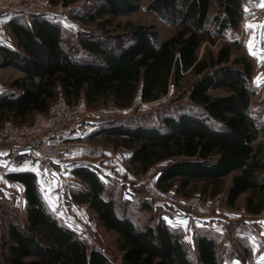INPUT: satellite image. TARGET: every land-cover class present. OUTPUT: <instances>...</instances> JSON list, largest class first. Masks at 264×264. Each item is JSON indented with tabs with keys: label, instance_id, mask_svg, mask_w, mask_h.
I'll list each match as a JSON object with an SVG mask.
<instances>
[{
	"label": "trees",
	"instance_id": "trees-1",
	"mask_svg": "<svg viewBox=\"0 0 264 264\" xmlns=\"http://www.w3.org/2000/svg\"><path fill=\"white\" fill-rule=\"evenodd\" d=\"M141 1L100 0L89 18L111 25L139 11ZM245 3L151 0L147 10L177 28L164 41L155 26L127 23L125 32L111 39L87 33L73 43L64 38L61 25L46 16H13L9 28L15 45L0 44V70L15 69L23 76L0 94V125L5 120L28 124L61 97L69 103L84 100L88 107L108 102L118 109L131 108L137 97L153 103L171 86L181 88L187 74L193 75L186 91L190 107L163 114L155 124H127L118 118L102 121L90 138L102 137L127 149L133 173L146 174L165 163L153 174L161 192L175 191L186 198L223 194L225 203L235 207L238 198L251 191L247 208L260 213L264 152L258 144L261 129L251 113L253 61L233 56L243 45L239 40L199 56L205 43L214 46L240 28ZM220 89L227 94H212ZM73 174L80 182L72 200L88 205L99 224L117 235L123 264H194L180 235L158 212L163 204L156 205L154 196L120 200L117 209L115 193H107L97 167L80 164ZM231 175L226 188L225 179ZM8 177L24 186L27 217L22 223L9 221L2 231L0 264H114L101 250H89L76 231L53 214L34 172H11ZM131 201L150 212L144 222L133 220ZM197 249L200 264H222L214 239L199 238Z\"/></svg>",
	"mask_w": 264,
	"mask_h": 264
},
{
	"label": "rangeland",
	"instance_id": "rangeland-1",
	"mask_svg": "<svg viewBox=\"0 0 264 264\" xmlns=\"http://www.w3.org/2000/svg\"><path fill=\"white\" fill-rule=\"evenodd\" d=\"M49 1L52 8L48 14V18L60 24L63 28L64 38L73 43L79 41L81 34L87 33L111 39L112 37L123 34L127 23L155 26L161 34L162 41L172 37L177 31V28L168 25L157 15L147 10V6L151 0H142L141 9L139 11L130 15L121 16L113 21L111 25H104L103 19H98L93 22L89 18L91 13L95 11L100 0ZM255 1L256 0H246L245 15L242 19L240 28L236 32L227 33L224 38L220 39L214 46L210 43H205L199 51V56H202L207 50L216 53L219 47L226 42L239 40L243 43L240 49L233 52V56H247L254 64L251 86L255 95L252 100L251 113L257 120L261 129L258 144L262 147L264 152V47L259 48L261 51L258 53L254 52V54L250 52L249 48L251 44L252 49L256 50V40H258L260 45L264 42V35H262L264 29L255 27L257 24L252 20V12L256 4ZM22 17L29 19L30 16L23 15ZM248 25L254 27H246ZM6 33H9L7 28ZM6 38L8 41L9 36ZM1 41L3 40L1 39ZM19 77H21V72L15 69L0 71V89L4 90L14 79ZM194 79L195 77L193 75L187 74L181 84V88L171 86L166 96L153 103H142L139 97H137L134 105L128 109H118L112 103L108 102L107 104L88 108L89 115L84 121V126L80 133L81 137L78 140L80 145L86 144L95 146L94 150L96 152L98 151L99 157L102 160L99 162L95 161L96 163L94 162L95 164L93 165H97L95 167L99 170L101 178L107 183V193L112 190L118 200L126 201L132 200L134 196L137 198L150 196V185L153 180V175L151 177L150 174L145 176L135 173L137 175V180L140 181V183L136 185H131L119 172L117 175L115 169L113 170L114 173L110 172L109 175V163H113V165L119 167L115 155L125 148L115 147L113 145L114 151L111 154L109 148L112 144L102 137L90 138L91 133L98 128L97 126L102 121L118 118L123 119L127 124H155L158 123L160 116L163 114H174L182 109L190 107L186 91ZM212 94L221 96L227 94V92L220 89L213 91ZM35 115L29 119L27 123L33 122ZM0 154H2L0 155L1 237L2 233L7 230L9 221L25 222L27 217V201L25 198L24 186L19 182L10 180L8 177L11 171L7 169L5 158L3 157L4 151L1 149ZM77 165L78 164L74 162L57 165L55 168L56 176L44 177L45 179L37 177L41 193L49 204L53 214L64 225L76 231L78 237L86 244L89 250L99 249L110 257L114 264H123L122 254L117 249V235L114 232L107 231L99 224L95 213L88 208V205H80L72 200L71 194L78 190V182H80L73 174V169L76 168ZM220 196L222 197V195ZM159 202L163 204V207L158 212L163 213V217L166 216L167 219H170L171 216L175 215L177 210L165 203L162 194L159 195ZM181 214L183 217L195 215L189 212Z\"/></svg>",
	"mask_w": 264,
	"mask_h": 264
},
{
	"label": "built area",
	"instance_id": "built-area-1",
	"mask_svg": "<svg viewBox=\"0 0 264 264\" xmlns=\"http://www.w3.org/2000/svg\"><path fill=\"white\" fill-rule=\"evenodd\" d=\"M51 8L49 0H0V21L16 15L48 17ZM252 20L257 25L264 24V7L258 5L254 8ZM88 108L80 101L69 103L61 97L47 113H37L31 123L16 124L5 120L0 125V149L4 151L7 169L11 172L32 171L37 177L56 176V166L80 145L78 139L89 115ZM118 154L122 161H127L126 149ZM163 197L167 205L177 210V214L209 215L222 209L223 199L220 195L214 198H186L174 191H167Z\"/></svg>",
	"mask_w": 264,
	"mask_h": 264
},
{
	"label": "crops",
	"instance_id": "crops-1",
	"mask_svg": "<svg viewBox=\"0 0 264 264\" xmlns=\"http://www.w3.org/2000/svg\"><path fill=\"white\" fill-rule=\"evenodd\" d=\"M255 2V7H257L258 5H261L264 0H256ZM10 19L11 18H5L0 22V44L12 46L15 45V37L9 28ZM6 28L9 30L8 34L6 33ZM8 36L9 40L7 41L6 37ZM1 39L3 41H1ZM255 42L256 50L253 49V52L258 53L261 51L259 48L264 47V42L261 45L259 44L258 40ZM21 76H23L22 73ZM3 91V89H0V94ZM80 102L84 103V100H81ZM110 146L109 152L112 154L114 148L112 147L113 145ZM94 147L95 146L86 144L76 146L72 154L67 156L63 162L59 163V165L67 164L68 162H74L78 165H93L96 163L95 161H101L102 159L99 157L100 155L98 151L96 152L94 150ZM115 157L119 163V167H116V165H113V163H109V175L110 172L114 173L113 170L115 169L116 174L119 172L122 177H125L124 179H126L131 185L140 183V181L137 180V175L129 169L128 162L122 161L119 158L118 152ZM164 164L165 163H161L156 167H153L148 173L141 175L146 176L150 174L152 177L156 171V168ZM41 177L44 178L43 176ZM152 179L153 180L150 185L151 195L148 196V198L154 196L156 198L155 204L162 205V203L159 202V195H163L164 192H161L156 188V178L152 177ZM231 180L232 175L225 179L226 188H229ZM219 195H222L223 208L209 215L195 214L183 217L181 214L176 213L175 215L171 216L170 219H167L166 216L164 217L167 219L172 231L178 233L181 240L184 241L186 247L189 250L190 258L194 264H200L198 261L199 252L197 249V241L199 238L204 236L214 239L217 242L218 254L222 264H264V224L259 223L264 222V208L260 213L253 212L247 208L251 191L242 194L238 198L235 207H229L225 203L224 195ZM119 201L120 200L116 199L117 209ZM129 212L137 224L144 222L150 216L149 211L142 209L140 202L131 201L129 204Z\"/></svg>",
	"mask_w": 264,
	"mask_h": 264
},
{
	"label": "snow or ice",
	"instance_id": "snow-or-ice-1",
	"mask_svg": "<svg viewBox=\"0 0 264 264\" xmlns=\"http://www.w3.org/2000/svg\"><path fill=\"white\" fill-rule=\"evenodd\" d=\"M260 6H261V7H264V2H262V4H261ZM246 27H254V26H252V25H248V26H246ZM255 27H260L261 29H264V25H257V26H255ZM262 35H264V32H262ZM249 48H250V52H253V49H252L251 44L249 45ZM253 54H254V52H253ZM0 155H2V154H0ZM37 155H39V153H37ZM44 171H45V173L47 174V170L45 169ZM259 223L264 224V222H259Z\"/></svg>",
	"mask_w": 264,
	"mask_h": 264
}]
</instances>
